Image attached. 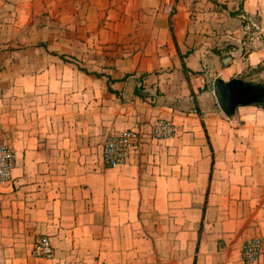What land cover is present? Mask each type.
<instances>
[{
    "label": "crops",
    "instance_id": "crops-1",
    "mask_svg": "<svg viewBox=\"0 0 264 264\" xmlns=\"http://www.w3.org/2000/svg\"><path fill=\"white\" fill-rule=\"evenodd\" d=\"M43 13L78 34L18 61L0 45V143L15 152L0 264H246L245 241L264 239V94L227 116L215 81L264 91V0H0L2 20ZM79 45L81 66L64 54ZM136 127L141 146L108 166L107 137ZM42 235L53 258L33 255Z\"/></svg>",
    "mask_w": 264,
    "mask_h": 264
},
{
    "label": "built area",
    "instance_id": "built-area-1",
    "mask_svg": "<svg viewBox=\"0 0 264 264\" xmlns=\"http://www.w3.org/2000/svg\"><path fill=\"white\" fill-rule=\"evenodd\" d=\"M177 131L176 125L167 119H157L152 126V135L158 139H167ZM145 131L141 127L127 128L121 133L111 134L103 144L104 162L115 167L126 162L129 153L137 150L144 139ZM15 163V152L7 143H0V188L7 186L12 180ZM264 239L254 237L243 244V258L246 264H256L263 251ZM36 257H54V249L48 235L39 237L33 246Z\"/></svg>",
    "mask_w": 264,
    "mask_h": 264
},
{
    "label": "rangeland",
    "instance_id": "rangeland-1",
    "mask_svg": "<svg viewBox=\"0 0 264 264\" xmlns=\"http://www.w3.org/2000/svg\"><path fill=\"white\" fill-rule=\"evenodd\" d=\"M48 14L49 13H43L42 15L38 14L37 18L38 20H40L39 22H36L37 20L29 21L28 17H26V19L24 20H20L19 23H16L14 21H7L6 17H4L5 20L0 19V29L3 28L2 38H0V45L2 44L1 50L5 52L7 60L18 61V53L23 55L25 54L24 51H32L31 48H34L35 46H47L49 40L45 42L41 39L44 38L45 35L50 36V33L54 35L57 34L58 38H53L58 43L54 45L55 47H62L63 43L67 41V36L70 38V34L72 32L78 34V27L72 22L60 21L52 23L51 19L46 22V19L49 18ZM50 23L52 25H50ZM4 26H6L7 28L4 29ZM45 27H47L48 30L46 29V34H43V30L45 29ZM51 28L53 29L52 32H50ZM72 43L73 42L71 41V44ZM78 52L79 55H72L67 53L64 54L69 56L67 58L69 62L75 63L78 66L89 63V59L84 60V58H88V55H85V52L82 50L81 45L78 46ZM59 62L62 63L63 61L59 58ZM64 72L65 70H61L60 74ZM262 94H264V91H262ZM259 105L264 108V101L260 102Z\"/></svg>",
    "mask_w": 264,
    "mask_h": 264
},
{
    "label": "water",
    "instance_id": "water-1",
    "mask_svg": "<svg viewBox=\"0 0 264 264\" xmlns=\"http://www.w3.org/2000/svg\"><path fill=\"white\" fill-rule=\"evenodd\" d=\"M215 91L227 116H231L238 105L258 103L263 95L262 92L254 90L252 83H246L238 78H233L228 82L217 78Z\"/></svg>",
    "mask_w": 264,
    "mask_h": 264
}]
</instances>
